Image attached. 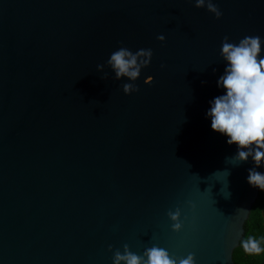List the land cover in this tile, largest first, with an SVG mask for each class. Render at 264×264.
I'll return each instance as SVG.
<instances>
[{"label":"water","instance_id":"95a60500","mask_svg":"<svg viewBox=\"0 0 264 264\" xmlns=\"http://www.w3.org/2000/svg\"><path fill=\"white\" fill-rule=\"evenodd\" d=\"M212 2L219 19L195 0H0V264H114L124 245L235 264L260 190L207 112L225 37L259 36L264 58V0ZM120 47L153 52L136 81L108 65Z\"/></svg>","mask_w":264,"mask_h":264},{"label":"clouds","instance_id":"9594fccd","mask_svg":"<svg viewBox=\"0 0 264 264\" xmlns=\"http://www.w3.org/2000/svg\"><path fill=\"white\" fill-rule=\"evenodd\" d=\"M197 8L207 10L221 18L222 13L212 0H195ZM158 39L163 43L165 37ZM262 41L259 36H246L238 44L229 42L225 37L222 43V56L226 61L225 72L218 80V86L226 94L214 98L207 112L212 130L227 137L229 146L237 147V154L232 159L246 163L249 158L255 167L249 169L248 183L253 188L264 192V173L257 168L264 166V58H261ZM151 49H140L133 53L126 47L114 51L108 65L115 72L117 80L125 77L136 81L142 68H147L152 61ZM103 70V66H98ZM107 78V77H105ZM146 83H151L148 79ZM125 94L131 95L139 89L134 83L123 85ZM179 209L169 212L173 222V231L180 232L182 225ZM243 252L253 259L254 264H264V234L259 237L250 234L242 242ZM114 264H195V256L173 258L165 249L152 246L145 250L143 256L133 253L128 245L124 251H115Z\"/></svg>","mask_w":264,"mask_h":264},{"label":"trees","instance_id":"16d2710c","mask_svg":"<svg viewBox=\"0 0 264 264\" xmlns=\"http://www.w3.org/2000/svg\"><path fill=\"white\" fill-rule=\"evenodd\" d=\"M250 234L258 237L264 234V193L260 191L257 202L252 208L251 214L245 223V234L239 247L234 251L233 259L235 264H254L252 258L248 257L242 250V242Z\"/></svg>","mask_w":264,"mask_h":264}]
</instances>
